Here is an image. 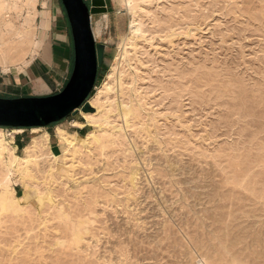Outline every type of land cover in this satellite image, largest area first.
Returning a JSON list of instances; mask_svg holds the SVG:
<instances>
[{"label": "rangeland", "instance_id": "rangeland-1", "mask_svg": "<svg viewBox=\"0 0 264 264\" xmlns=\"http://www.w3.org/2000/svg\"><path fill=\"white\" fill-rule=\"evenodd\" d=\"M130 1L104 0L90 13L104 48L85 102L113 67L121 78L101 94L97 140L61 164L55 129L84 140L88 127L72 125L84 121L80 108L35 130L0 127L21 157L33 137L48 133L52 144L8 180L0 164V264H264V0ZM2 5L14 26L0 35L17 40L18 28L28 43L27 62L5 73L42 60L54 85L27 96L61 91L74 59L61 0ZM56 33L69 60L51 49Z\"/></svg>", "mask_w": 264, "mask_h": 264}, {"label": "water", "instance_id": "water-1", "mask_svg": "<svg viewBox=\"0 0 264 264\" xmlns=\"http://www.w3.org/2000/svg\"><path fill=\"white\" fill-rule=\"evenodd\" d=\"M73 40V68L61 91L46 96L0 97V127L33 128L46 126L81 108L90 111L86 98L93 90L98 66L103 57L102 44L96 43L90 13L104 9V0H61Z\"/></svg>", "mask_w": 264, "mask_h": 264}, {"label": "bare ground", "instance_id": "bare-ground-1", "mask_svg": "<svg viewBox=\"0 0 264 264\" xmlns=\"http://www.w3.org/2000/svg\"><path fill=\"white\" fill-rule=\"evenodd\" d=\"M35 1L36 0H27L28 4L31 5V6L34 5ZM130 2H131L130 0H126L127 4H129ZM3 7H4L3 5L0 6V26H8V27L10 26L11 28H13L14 25H11L10 23L5 22L4 17L2 18L1 9ZM14 31H15L14 34H16V35L18 34L19 39H17V40H14V39L13 40H8L7 38H5L3 36L4 34L0 35V65L3 66V69H7L8 66L10 67V65H14V64L24 60V57H25V55L27 53V50H28L27 40L24 39L26 37V34L22 33V31H19L18 28H14ZM129 32L132 34V36H136L137 34H139L141 32L140 31V27H139L138 23L136 22L135 18H133L131 20L130 24H129ZM30 46H32V44ZM125 52H126L125 48H122L118 52V62H117V64L119 63L120 60L123 59ZM118 65H120V64H118ZM115 74H116V67H113L112 70H110L108 72V74L105 76V79H104L105 81L102 83L101 90H99L95 95H93L89 99L88 102L94 108V110H93V108L90 106L92 108L93 112H92V110L83 111L80 108L81 111H82V116L84 118V121H81V122L72 121L73 122L72 123L73 127L74 126L77 127V128L88 127V131L85 134L84 140H78V138L76 137L75 133L67 132V130H65L64 128L57 127L55 129V133H56L57 137L61 140V143H59V145H58L59 148H60V152L62 153L61 156H60V160L63 161V163H61V164H65L64 160L67 159L68 153H71L74 156L75 154L79 153V151H80V147L79 146L80 145H88L91 142L92 139H93V141H94V139L97 140L95 138V133H94V129L93 128L94 127H99V125L102 122L104 123L105 120H107L106 116L104 115V111H105V113L107 111V108H106V106H107L106 103L107 102L102 100V95L101 94L102 93L107 94L113 89V86L115 84H118V85L121 84L120 75H118V76H116V78H114ZM111 102H114V101H111ZM111 106H112V104H111ZM128 111H130V110H128ZM122 112H124V114H126V107L122 106ZM33 128H38V127H33ZM100 134H101V132H100ZM11 145H10V141H7V139L5 138L4 133L2 132V130H0V162H1L0 164H2V166L4 167V171L7 173V176L5 178L6 180L9 179L10 175H13V174H17L18 175V173H19V171L21 169L22 163L23 162H27V161L30 162L32 160V158H30L31 154L33 152H35V150L39 149L40 146L43 147V148H46V149L50 147L49 143L47 142V135L46 134L42 135L39 138L33 137L32 142L30 144H27L24 147L23 151H24L25 155L22 156V157L18 156V155H15L16 153L14 152V146L13 145L11 146ZM34 154H36V153H34ZM50 155L52 157H54V159L56 158V156L54 154H52L51 152H50ZM34 159L35 158H33V160ZM47 159H48V157H47ZM33 163H32V165H33ZM46 163H48V162L46 161ZM32 168H33V166H32ZM51 168H53V167H51ZM22 173H24V172H22ZM4 185H5V183H4ZM7 188H8V186H7ZM25 193L26 192H24L23 195Z\"/></svg>", "mask_w": 264, "mask_h": 264}, {"label": "crops", "instance_id": "crops-1", "mask_svg": "<svg viewBox=\"0 0 264 264\" xmlns=\"http://www.w3.org/2000/svg\"><path fill=\"white\" fill-rule=\"evenodd\" d=\"M34 11L35 10L33 8V11H32L33 17L36 14V11L35 12ZM48 25H49L48 18L45 15V17H43L41 21V26L47 27ZM60 37L61 36L59 35V33H56L53 35L52 37L53 42L51 44V47H52L51 49L56 51V55H58V53L61 55H64L65 54L64 52H66V55L68 54L67 60H69V55L71 56L70 48L68 47L69 45L67 44L66 40H63ZM34 43H35L33 47L34 50L32 48L30 52L28 53V54L32 53L31 57L35 55L36 49L37 47H39L40 41L38 39L36 40L34 39ZM43 54L44 56H46V58H48V54L46 50L43 52ZM25 57H24V60L14 65H10V67L16 66L18 64L20 65V64L26 63L27 61ZM68 65H69V62L67 64V68H68ZM17 68H20V67H17ZM53 68L49 67L46 64V62L42 60H39V61L33 60L28 67L22 70H19L16 73L15 72L5 73V71L9 70V66L7 67V69L2 68V71L4 72L0 71V97H6V98L22 97V96H27L26 91L28 88L34 90L37 93H40L44 91L46 88L52 87L56 79V76H55L56 70H53ZM35 129L37 128H32V130H35ZM46 135L48 137L50 148H52V144L50 143V140H49V134L47 133ZM76 135L78 134L76 133Z\"/></svg>", "mask_w": 264, "mask_h": 264}, {"label": "trees", "instance_id": "trees-1", "mask_svg": "<svg viewBox=\"0 0 264 264\" xmlns=\"http://www.w3.org/2000/svg\"><path fill=\"white\" fill-rule=\"evenodd\" d=\"M97 78V77H96ZM91 93V92H90ZM89 96V95H88ZM66 118V117H65ZM62 120V119H61ZM60 121V120H59ZM58 122V121H57ZM57 122H53V123H57ZM53 123H50V124H53ZM50 124H48V125H50ZM47 126V125H46Z\"/></svg>", "mask_w": 264, "mask_h": 264}]
</instances>
